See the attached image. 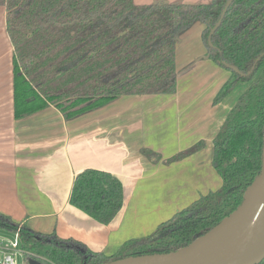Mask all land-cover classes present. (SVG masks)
I'll use <instances>...</instances> for the list:
<instances>
[{
    "label": "trees",
    "instance_id": "16d2710c",
    "mask_svg": "<svg viewBox=\"0 0 264 264\" xmlns=\"http://www.w3.org/2000/svg\"><path fill=\"white\" fill-rule=\"evenodd\" d=\"M227 1L137 5L133 0H0L13 47L16 119L50 105L70 119L123 95L173 93L175 39L195 20L205 24L202 38L208 56L231 72L215 101L260 73L214 138L212 163L222 178L218 190L109 256L72 238L34 231L0 213V229L20 226L29 257L39 264H103L171 252L190 244L240 205L262 163L264 0H231L221 17ZM69 203L108 223L122 208L121 183L108 172L84 169L73 180ZM257 264H264V259Z\"/></svg>",
    "mask_w": 264,
    "mask_h": 264
},
{
    "label": "crops",
    "instance_id": "0c3cea01",
    "mask_svg": "<svg viewBox=\"0 0 264 264\" xmlns=\"http://www.w3.org/2000/svg\"><path fill=\"white\" fill-rule=\"evenodd\" d=\"M5 13L0 6V213L109 256L221 187L213 141L254 79L215 101L231 72L208 56L201 20L176 36L173 93L123 95L70 119L52 105L16 119ZM84 169L108 172L121 183L122 208L108 223L69 203L73 180Z\"/></svg>",
    "mask_w": 264,
    "mask_h": 264
},
{
    "label": "water",
    "instance_id": "95a60500",
    "mask_svg": "<svg viewBox=\"0 0 264 264\" xmlns=\"http://www.w3.org/2000/svg\"><path fill=\"white\" fill-rule=\"evenodd\" d=\"M230 1H227L221 17ZM261 162V171L247 186L240 205L190 244L171 252L127 256L103 264H257L261 262L264 259V132ZM28 264H39V261L29 258Z\"/></svg>",
    "mask_w": 264,
    "mask_h": 264
},
{
    "label": "built area",
    "instance_id": "2783aa9c",
    "mask_svg": "<svg viewBox=\"0 0 264 264\" xmlns=\"http://www.w3.org/2000/svg\"><path fill=\"white\" fill-rule=\"evenodd\" d=\"M30 254L22 247L20 226L14 230L0 229V264H28Z\"/></svg>",
    "mask_w": 264,
    "mask_h": 264
},
{
    "label": "flooded vegetation",
    "instance_id": "af4514ba",
    "mask_svg": "<svg viewBox=\"0 0 264 264\" xmlns=\"http://www.w3.org/2000/svg\"><path fill=\"white\" fill-rule=\"evenodd\" d=\"M259 74H260V73H258V74H257V75H256V76L253 78V79H254V81H255V79L257 78V76H258ZM253 79H252V80H253ZM254 81H253V82H254Z\"/></svg>",
    "mask_w": 264,
    "mask_h": 264
},
{
    "label": "rangeland",
    "instance_id": "374dc122",
    "mask_svg": "<svg viewBox=\"0 0 264 264\" xmlns=\"http://www.w3.org/2000/svg\"><path fill=\"white\" fill-rule=\"evenodd\" d=\"M116 253V252H115Z\"/></svg>",
    "mask_w": 264,
    "mask_h": 264
}]
</instances>
